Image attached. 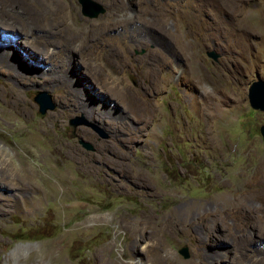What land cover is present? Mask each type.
Returning a JSON list of instances; mask_svg holds the SVG:
<instances>
[{
    "label": "rangeland",
    "instance_id": "obj_1",
    "mask_svg": "<svg viewBox=\"0 0 264 264\" xmlns=\"http://www.w3.org/2000/svg\"><path fill=\"white\" fill-rule=\"evenodd\" d=\"M93 1L0 0V264H264V0Z\"/></svg>",
    "mask_w": 264,
    "mask_h": 264
},
{
    "label": "water",
    "instance_id": "obj_2",
    "mask_svg": "<svg viewBox=\"0 0 264 264\" xmlns=\"http://www.w3.org/2000/svg\"><path fill=\"white\" fill-rule=\"evenodd\" d=\"M79 4L80 13L88 18H94L98 14H101L104 9L101 4L93 0H76ZM206 57L217 60L218 54L213 50L205 51ZM132 84H135L132 81ZM33 100L37 103L38 112L43 113L47 109H52L53 104L50 101V96L45 91H38L34 93ZM247 100L248 104L252 109L264 111V78H261L257 73H255V79L252 80L247 88ZM81 124L76 118L69 119L68 126L74 129L75 126ZM259 134L262 142L264 143V124L259 126ZM81 146L86 150H91L92 146L87 141L79 140ZM178 253L183 257H188L187 247L183 246L178 249Z\"/></svg>",
    "mask_w": 264,
    "mask_h": 264
},
{
    "label": "bare ground",
    "instance_id": "obj_3",
    "mask_svg": "<svg viewBox=\"0 0 264 264\" xmlns=\"http://www.w3.org/2000/svg\"><path fill=\"white\" fill-rule=\"evenodd\" d=\"M2 23V22H1ZM14 27V26H13ZM27 33V32H26ZM28 34V33H27ZM30 34V33H29ZM25 42V41H24ZM39 51V50H38ZM2 59V57L0 56V60ZM18 80V79H17ZM27 80V79H26ZM69 96H74L73 94H71V95H69ZM69 98V97H68ZM15 100H13L12 101V103H17V102H20V100H19V97L17 96V97H15L14 98ZM65 99V98H64ZM69 100V99H68ZM18 169V168H17ZM7 171H8V173H9V171L10 172H12V174H8L7 173ZM16 172H17V170H16V168L13 166V161L11 160V159H7V157H6V155H5V153L3 152V151H0V178L1 179H3V178H7V177H10V178H16L17 177V175L18 174H16ZM14 173L16 174V177H15V175H14ZM13 175H14V177H13ZM11 182V181H10ZM6 184H9V183H6ZM10 185V184H9ZM92 217V216H91ZM95 218H97V219H103L105 216L104 215H100V216H94ZM93 217V218H94ZM166 217H163L162 218V221L165 219ZM165 222H167V219H165ZM165 222L163 221L162 223H161V227L162 228H165ZM169 224H170V222H168ZM167 226V225H166ZM167 227H170V225H168ZM143 228V227H142ZM148 228V227H147ZM142 230V229H141ZM165 230V229H164ZM140 231V230H139ZM143 231V230H142ZM141 231V232H142ZM142 235H144V234H142ZM151 235V234H150ZM149 235V236H150ZM145 236V235H144ZM154 236V235H153ZM137 238V237H136ZM135 238V239H136ZM157 240V239H156ZM157 243V242H156ZM156 243H154V244H156ZM160 243V242H159ZM139 240H135V241H133V244H132V249H135V251H142V252H148L149 250H151V248H153L152 247V245L153 244H151V245H148V246H146V247H140L139 246ZM131 247V246H130ZM205 247V246H204ZM19 248V247H18ZM18 248H16L15 249V251H17V249ZM156 248V247H155ZM157 249V248H156ZM107 250H108V247L107 246H104V247H101V248H99V249H97V251H96V253H95V258H96V260L99 262V263H101V264H135L134 262H132V258L130 257V259H128V261H118V260H110V259H108V257H106L107 255ZM203 251H204V255H203V260H201V262H200V264H207L209 261H210V257H209V254L207 253V251L206 250H204L203 249ZM150 255V254H149ZM149 257V260L150 261H152V260H154V258L152 259V258H150V256H148ZM241 259V258H240ZM237 260V259H236ZM242 260V259H241ZM203 261V262H202ZM155 262V261H154ZM139 264V263H138Z\"/></svg>",
    "mask_w": 264,
    "mask_h": 264
}]
</instances>
